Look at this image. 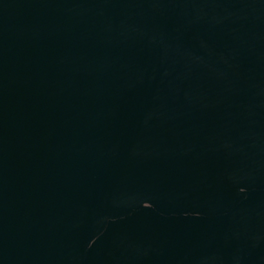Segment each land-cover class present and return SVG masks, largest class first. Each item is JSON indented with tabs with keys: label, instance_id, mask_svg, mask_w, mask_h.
<instances>
[{
	"label": "water",
	"instance_id": "95a60500",
	"mask_svg": "<svg viewBox=\"0 0 264 264\" xmlns=\"http://www.w3.org/2000/svg\"><path fill=\"white\" fill-rule=\"evenodd\" d=\"M0 264H264V0H0Z\"/></svg>",
	"mask_w": 264,
	"mask_h": 264
}]
</instances>
